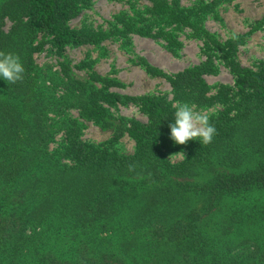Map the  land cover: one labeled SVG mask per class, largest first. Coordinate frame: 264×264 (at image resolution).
<instances>
[{"label": "trees", "instance_id": "16d2710c", "mask_svg": "<svg viewBox=\"0 0 264 264\" xmlns=\"http://www.w3.org/2000/svg\"><path fill=\"white\" fill-rule=\"evenodd\" d=\"M148 1L140 26L118 15L116 31L160 37L171 51L179 42L165 28L188 26L235 76L236 93L221 85L207 95L202 75L214 71L211 57L171 76L147 68L167 78L177 101L232 103L212 115L217 132L208 145L170 139L174 109L164 95H121L98 74L72 72L66 47L108 36L70 27L90 0H0V51L19 55L25 68L15 84L0 78V264H264L263 251L256 258L264 206L250 199L264 190V160L253 157L264 156V61L258 70L241 66L234 59L241 38L220 42L203 28L217 1L190 8ZM45 44L64 58L57 72L34 62ZM119 104L137 105L147 119H124L133 153L112 149L116 134L82 140L84 121L107 126ZM178 151L184 158L171 163ZM241 228L247 233L236 241L231 234Z\"/></svg>", "mask_w": 264, "mask_h": 264}, {"label": "rangeland", "instance_id": "374dc122", "mask_svg": "<svg viewBox=\"0 0 264 264\" xmlns=\"http://www.w3.org/2000/svg\"><path fill=\"white\" fill-rule=\"evenodd\" d=\"M199 1L211 3L217 1L213 8L203 16L202 26L220 42L231 38H241L234 53V59L241 66L258 70L264 61V0H168L182 8H190ZM150 2L148 0H90L89 6L80 11L79 15L69 21L72 28H85L93 31H104L108 36L98 43L68 46L64 55L70 63L71 70L78 77L88 79L89 74L95 73L110 83L108 91L121 95H164L168 101L175 103L171 85L162 75L152 74L148 67L155 68L166 75H174L185 68L201 65L208 57L215 68L213 72L202 75L209 87L207 95H215L221 85L230 86L233 94L237 92L234 85L235 76L225 64L220 53L208 51L204 38L194 34L188 26H170L165 30L172 32L179 45L173 50L167 48L164 39L152 35H140L135 31L119 32L121 28L117 16L121 15L127 22L131 19L140 26L148 17ZM10 22L5 20L4 30H8ZM156 30V25H154ZM121 30V29H120ZM34 62L39 67H49L52 72L60 69L61 55L55 53L49 44L34 53ZM96 87L101 84L95 82ZM60 93V92H58ZM237 96L234 97L236 100ZM190 104V103H189ZM197 111H208L217 114L227 110L232 103L215 102L209 105L190 104ZM70 114L77 117V111ZM136 120L146 122V116L135 104L117 105L110 109L107 126L84 121L81 138L91 143H101L113 135H119L112 149L118 153L131 154L134 152V141L127 134L128 122ZM62 134L58 133L50 144V149L59 146ZM254 153L255 151L252 150ZM182 151L168 155L171 163L182 160ZM255 160H264V156L255 154ZM257 199L264 206V190L254 192L250 199ZM249 199V198H248ZM263 223V222H261ZM243 230V231H242ZM259 230L258 244L264 252V225ZM247 229L241 228L232 233L231 237L239 241ZM241 252L248 253L246 246H239Z\"/></svg>", "mask_w": 264, "mask_h": 264}, {"label": "clouds", "instance_id": "9594fccd", "mask_svg": "<svg viewBox=\"0 0 264 264\" xmlns=\"http://www.w3.org/2000/svg\"><path fill=\"white\" fill-rule=\"evenodd\" d=\"M25 68L19 55L0 51V78L8 84H15L24 79ZM173 123L170 127V139L179 145H186L191 140H198L202 145H208L216 135V128L211 123L213 113L197 111L187 102L176 101ZM135 164H129L130 172L135 170Z\"/></svg>", "mask_w": 264, "mask_h": 264}]
</instances>
